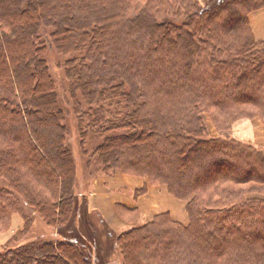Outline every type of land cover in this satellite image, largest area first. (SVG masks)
<instances>
[{
	"label": "trees",
	"instance_id": "trees-1",
	"mask_svg": "<svg viewBox=\"0 0 264 264\" xmlns=\"http://www.w3.org/2000/svg\"><path fill=\"white\" fill-rule=\"evenodd\" d=\"M209 1L0 0V230L18 214L26 234L35 220L58 231L7 241L0 264H104L106 238L123 264H264V149L206 138L204 120L218 132L236 113L264 122V40L248 19L264 0ZM43 29L67 59L81 153L101 140L87 176L145 177L136 195L165 183L186 202L187 225L158 214L109 233L94 232L93 216L77 218L68 114Z\"/></svg>",
	"mask_w": 264,
	"mask_h": 264
},
{
	"label": "rangeland",
	"instance_id": "rangeland-1",
	"mask_svg": "<svg viewBox=\"0 0 264 264\" xmlns=\"http://www.w3.org/2000/svg\"><path fill=\"white\" fill-rule=\"evenodd\" d=\"M223 1H225V3H226L228 0H210L209 1L210 4L207 3L208 4L207 8L212 7L214 9L216 7H219ZM256 1L260 2L261 0H256ZM206 2H208V1H206ZM201 3H203V2H201ZM251 13L248 15V19H249ZM191 17H189V18H191ZM189 18H187V16L184 15L179 20H177V22L179 25H181L183 23H186ZM42 32H43L42 40L45 42L46 46L48 47L47 51L45 53L46 61H47V64L49 66V70L52 73V76L56 82L57 90H58L57 93L61 98H64L63 99V103H64L63 107L68 114V115H66V117H68L67 118V127H68V134H69V136L67 137V141L69 143V148L73 152L74 160H75L76 166H77V180L78 181H77V186L75 189L78 192V196L76 197L77 199L75 202V203H77V207H76L77 218L81 219L85 216L86 220H87V217L93 216L95 222L97 223L96 225H94L92 227V229L96 230L94 232H97L101 226L104 229L106 228L109 233H114V231L121 232L126 228L143 225L149 221L151 222L154 219V217L158 214L159 215L165 214L172 221L182 223V225H187L189 218H188L187 211H186V202L182 199H179V198L173 196L169 192V187L167 184H165V183L158 184V185L150 184L147 186L145 192H143L139 195H136L137 194L136 190H140L141 188H143L145 186L144 184L147 181V179L145 177H140V178H143L145 181L142 186L136 188L135 190H133V189L127 190V192L132 193V197L134 200H137L140 197L142 200L144 199L143 200L144 203H141V201H140L139 206L141 208H145V207L151 206L152 203H150V202L153 200V198L152 199H146L145 194L151 192L153 189H156V196H157L156 199L161 202L162 209L160 206L159 209L156 208L153 210H158V211L161 210V211L160 212L155 211L157 213L154 212L155 214L150 219L146 220L145 216L139 211L138 206H136L135 204H134V207L116 204L115 205V212H114L113 206L111 208L113 209V212H114L116 218H118V219L115 220V217L111 216V215H108L107 217H105L106 219L104 218L102 213H104V215L109 213L110 208L108 207L107 203H103V202H106L105 197H104L105 192L101 191V187L99 185L95 184V182L96 183L99 182V184H102L100 182V180L102 178H100V177H113L117 173L116 174L102 173V172L98 171V172H96L97 174L94 177L90 178L87 176V174H86L87 172L85 170H83L84 165L88 164V163H86L89 159L88 156H91V154H92V150L94 148L92 145L94 143L99 142V141L101 142V140H99L98 138H95L94 136L90 137L88 139V141H86V143H85L86 148H87L86 154L81 153L80 149L82 147L80 145V138H79V135H78L77 130H76V121H75V117H74L75 115H74V112L70 106V100H69L68 93H67V82L66 81H68L71 76L68 75L67 76L68 80H67L65 78L64 71H62V69H63L62 68V65H63L62 62L66 58L64 55L58 54L55 51V48L51 47L50 40L48 37L49 31L47 29H43ZM68 59H70V58H68ZM66 61H67V59H66ZM63 85L65 87H63ZM237 98H235V99H237ZM204 114H205L204 120L206 119V122H207L206 125L208 128L207 134L205 135L206 138L207 137H209V138L218 137L220 139H224L226 137V139H232V138L236 139L237 138L236 135H238L237 132L245 133L244 135H246V134L251 135L252 132L249 131L248 129L250 126H252L254 124V122L256 123V121L259 119L258 115H253V117H251V116L249 117V116H245L246 113H242V114L236 113V115H234L233 119L230 121V122H233L230 124V128L227 131L218 132L213 125V122L211 120L212 117L209 116L207 113H204ZM255 114H258V113H255ZM261 122H263V121H261ZM243 142L252 144V143L246 142V141H243ZM256 146H260V145H256ZM262 149H264V145H262ZM262 151H264V150H262ZM199 160H202V159H199ZM233 165H234V162H233ZM84 169H85V167H84ZM218 171L219 172L221 171V173L225 172L228 174V172H226L223 169H219ZM214 172H215V169L210 170V171H208V175L211 176L212 173H214ZM136 177H139V176H136ZM230 183H232V182L228 181L229 187H230ZM93 193H95V194H93ZM246 197L247 198H253V197H256V194L248 193V194H246ZM262 197L264 198V194H262ZM149 198H151V197H149ZM99 207H101L103 211L98 210ZM22 224H23V222H21L19 227H13V231H11L9 233L7 230H0V233H6L4 235H1L3 237L2 241L6 240V242L10 241L12 243H14L13 241H16V243L21 244L23 242H26V239H28V238L34 239L35 237H38V235H42L45 239L51 240L52 238L56 237V234H58L57 230L46 227L45 225H43V223L40 220L34 221V223L32 225V229L30 230L29 234H26V232L23 231V228L21 227ZM65 230L69 231V229H65ZM257 235L258 234H254L255 237H257ZM107 240H108V238H106V244L103 245L104 252L101 251L104 255V259H103L104 264H123L119 250L116 248L115 244H113L112 242L110 244ZM1 243H3V242H0V244ZM156 244H158V242ZM0 246H2V245H0ZM135 254H138V252H136ZM145 254H146V259H147L150 256V254H149V252L145 253ZM147 262H150V261H147Z\"/></svg>",
	"mask_w": 264,
	"mask_h": 264
},
{
	"label": "crops",
	"instance_id": "crops-1",
	"mask_svg": "<svg viewBox=\"0 0 264 264\" xmlns=\"http://www.w3.org/2000/svg\"><path fill=\"white\" fill-rule=\"evenodd\" d=\"M249 24L252 29L254 37L257 40H264V8L256 10L251 13L249 17ZM248 130L252 132L251 135H248V134L244 135L245 133L237 132L238 135H236V137L241 141L250 142L253 145H260V146L264 145V123L263 122H261L258 119L256 123L254 122V124L249 127ZM100 178H102L100 180L102 184H99V182L98 183L95 182V184L99 185L101 187V191L105 192L104 197H105L106 202H103V203H107L108 207L110 208L109 213L105 215L104 213L101 212L103 211L102 208L101 207L98 208V210H101L100 212L102 213L104 218L107 217L108 215H111L115 217V220L118 219L116 218L114 214L116 204L127 205V206H132V207H134V204H135L136 206H138L139 211L145 216L146 220L150 219L155 213H157L155 211H158V210H153V209H156V208L159 209L160 206L162 209L161 202L156 199L157 197L156 189H153L151 192L148 191L149 193L145 194L146 199L153 198V200L150 202L152 203L151 206L145 207V208H141L139 206L140 201L141 203H144L143 202L144 199L142 200L140 197L137 200H134L132 197V193L127 192V190H131V189L135 190L136 188L142 186L145 182L143 178L131 176V175L123 174V173H117L113 177H100ZM112 206H113L114 212H113V209L111 208ZM160 211L161 210H159L158 212ZM21 222L22 221H21L20 216L18 214H14L12 216L11 227L7 230L8 233L13 231V227H19ZM4 234L6 233H0V242H3L0 245L6 243V240L2 241L3 237L1 235H4Z\"/></svg>",
	"mask_w": 264,
	"mask_h": 264
}]
</instances>
